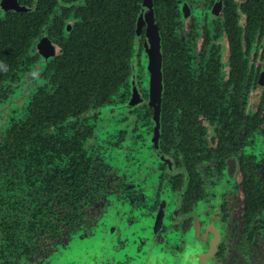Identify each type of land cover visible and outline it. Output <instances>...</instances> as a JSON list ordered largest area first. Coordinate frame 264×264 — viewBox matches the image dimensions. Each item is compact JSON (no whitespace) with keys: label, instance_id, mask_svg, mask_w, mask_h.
<instances>
[{"label":"flooded vegetation","instance_id":"1","mask_svg":"<svg viewBox=\"0 0 264 264\" xmlns=\"http://www.w3.org/2000/svg\"><path fill=\"white\" fill-rule=\"evenodd\" d=\"M18 1L0 8V264H264V0H153L158 107L144 0Z\"/></svg>","mask_w":264,"mask_h":264},{"label":"water","instance_id":"2","mask_svg":"<svg viewBox=\"0 0 264 264\" xmlns=\"http://www.w3.org/2000/svg\"><path fill=\"white\" fill-rule=\"evenodd\" d=\"M0 8L13 9L15 11H26L30 8L21 6L18 0H0ZM147 26L145 39L146 53L148 57V70L152 74L151 93L152 103L160 106L163 83H162V64H161V36L157 24L153 0H144L138 15L137 26Z\"/></svg>","mask_w":264,"mask_h":264},{"label":"trees","instance_id":"3","mask_svg":"<svg viewBox=\"0 0 264 264\" xmlns=\"http://www.w3.org/2000/svg\"><path fill=\"white\" fill-rule=\"evenodd\" d=\"M44 4H45L44 0H40L39 5H44ZM117 26H121V21L118 22ZM127 63H128V59L126 55V58L123 60V62H121V65L115 70L116 74L114 75V78H115L114 81L120 82L117 84H121V81H123L128 75ZM108 78L112 79L111 77H108Z\"/></svg>","mask_w":264,"mask_h":264}]
</instances>
